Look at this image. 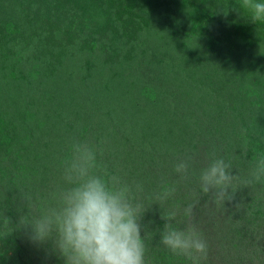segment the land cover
Returning <instances> with one entry per match:
<instances>
[{
	"label": "trees",
	"instance_id": "1",
	"mask_svg": "<svg viewBox=\"0 0 264 264\" xmlns=\"http://www.w3.org/2000/svg\"><path fill=\"white\" fill-rule=\"evenodd\" d=\"M62 1L63 11L52 2V11L37 19L28 11L11 26L36 32L34 22H44L47 42L23 33L6 42L7 54L37 53V61L30 80V72L20 77L35 87L23 99L30 109L17 126L9 122L12 137L1 147L0 264H63L18 223L66 186L62 161L74 141L97 149L101 169L142 185L145 264H193L160 243L161 213L186 207L193 191V222L208 244L198 264H264V182L245 183L254 157L264 155V22H253L242 0ZM213 153L239 177L224 205L199 188ZM187 156L190 178L176 183L174 165ZM163 182L177 191L158 205ZM173 223L183 227L182 215Z\"/></svg>",
	"mask_w": 264,
	"mask_h": 264
},
{
	"label": "clouds",
	"instance_id": "2",
	"mask_svg": "<svg viewBox=\"0 0 264 264\" xmlns=\"http://www.w3.org/2000/svg\"><path fill=\"white\" fill-rule=\"evenodd\" d=\"M5 6L8 10L12 6L19 7L18 4L2 2V43L9 41V34L3 33L7 25V17L3 13ZM241 7L251 12L253 22H264L262 0H242ZM11 26L8 24L7 30ZM19 35L20 32L12 34L15 38ZM6 47L8 49L9 45ZM23 59L27 63L28 54ZM36 61L31 68L25 67L26 73L30 72L26 76L29 80ZM10 73L11 78L17 77V80L23 77L18 70H10ZM10 73L4 76L9 78ZM191 161L192 157L187 156L175 163L176 183L189 180ZM232 170L231 161L226 162L213 153L207 166L200 171V192L209 196L212 204L224 205L234 199L233 185L239 177L233 175ZM62 174L66 186L51 193V203L46 204L39 214L20 217L18 224L30 230V240L37 245L50 243L63 264H145L146 246L141 221L148 210L138 196L143 191L142 185L133 186L120 176L101 169L97 162V149L88 142L74 141L71 144L70 154L62 161ZM262 178L264 155L254 157L250 179L245 183L264 182ZM176 191L175 184L163 182L160 192L155 195L156 204H164ZM191 199L192 202L183 209L176 205L172 210L161 213L160 218L165 223L160 231V243L173 255L185 256L193 264H198L200 259L207 257L208 244L193 222L200 202L199 193L193 191ZM178 215L183 217V227L173 223Z\"/></svg>",
	"mask_w": 264,
	"mask_h": 264
},
{
	"label": "rangeland",
	"instance_id": "3",
	"mask_svg": "<svg viewBox=\"0 0 264 264\" xmlns=\"http://www.w3.org/2000/svg\"><path fill=\"white\" fill-rule=\"evenodd\" d=\"M59 5L57 6L56 10L58 12L63 11L62 7V0H0V18L2 20V2L4 4L7 3V5L10 4H18V8L15 10H6L5 6V12H9L6 17L9 20L10 25H14L15 23H23V18L25 17L26 12L30 11L32 12V18L37 19L34 15L39 12H45L47 13V9L51 10L53 9L52 2H57ZM47 8V9H46ZM53 13V12H52ZM7 25L4 28L3 33L4 34H15L16 32H13L11 29L7 30ZM45 26V28H44ZM48 25L44 22H34V29L37 27H42L40 31L33 32L31 30L30 32L28 29H24L20 31V33L23 34H31L34 37V40L36 41V45L42 44L44 42H47V27ZM0 35H2V27ZM6 42L4 41L2 43V38L0 41V182H1V162L3 163L5 157V149L1 147L3 146V143L7 137H12V131L9 133V130L7 127L10 126V123L12 125L17 126L19 122H22L25 119V109H30L29 106L25 105L23 103V99H31L32 98V92L35 90V87L33 85H23V83L20 80H17L16 78H8L5 77V73H10V70L12 71H19L21 75L26 76V68H31L37 53H32V56L28 54V62L24 63V59L17 60V58H20L23 56L22 52H16L17 55L11 56L6 53L8 52V49L6 47ZM17 47V45H15ZM103 49V47H102ZM4 65L7 67L9 66L10 69L4 68ZM35 110V107H33ZM37 113V112H36ZM36 113L34 114L33 118L30 120V124L35 127L36 124ZM10 122V123H9ZM8 125V126H7ZM12 130V129H11ZM17 132L16 129H14V133ZM22 132L20 135V138H27L28 132L25 131H19V133ZM26 135V136H25ZM25 145L28 146L31 143L30 137L25 140ZM23 158L19 159L22 160ZM45 174V172H44ZM30 181L33 182V177L30 176Z\"/></svg>",
	"mask_w": 264,
	"mask_h": 264
}]
</instances>
